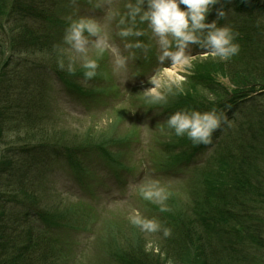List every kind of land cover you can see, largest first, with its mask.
<instances>
[{
    "label": "trees",
    "instance_id": "16d2710c",
    "mask_svg": "<svg viewBox=\"0 0 264 264\" xmlns=\"http://www.w3.org/2000/svg\"><path fill=\"white\" fill-rule=\"evenodd\" d=\"M49 2L52 7H47ZM64 2L68 3L67 0H0V42H9L11 52L9 60H1L8 49L6 45L5 52L0 48V264H77L79 260L74 240L80 228L76 213L82 215L90 209L71 205L72 209L61 212L63 201L46 195L47 190L38 183L44 182V177L37 167L30 169V157L44 156L47 152L62 155L70 160L72 169L79 175L87 173L84 182L89 186L94 175L90 173L89 155L93 148L101 151L100 146L91 148L93 138L89 135L70 138L65 130L58 131L49 113L44 85L38 87L34 82L37 87H32L27 73L20 72L21 61L12 60L16 55L25 54L40 56L43 62L65 59L61 55L67 45L63 37L75 19L62 17L59 9ZM235 13L238 19L234 21L235 42L244 44L240 59L246 62L248 56L253 59L243 66L231 65L233 68L222 63L202 69L207 75L228 79L236 87L233 96L225 93L224 100L215 107L203 104L200 110L215 109L228 119L213 132L211 143L197 144L170 164L172 168L177 167L183 177L191 175L193 170V181L197 178L198 182H204L197 184L206 188L207 197L199 198L204 208L192 204L193 199L190 203L188 199L171 196L179 201L178 209L168 206L161 215V210L155 208V215L159 212L163 218L162 226L171 230V235L163 240V258L138 245L128 249L117 246L106 258V264H168L169 259L172 264H184L182 257L187 255L184 252L190 245L198 258L197 264H219L222 258H227L225 264H249L248 257L264 258V165H261L264 164V114L240 118L228 112L235 103L242 101L247 105L245 101H249V109L256 113L259 110L257 99L264 101V4L243 3L242 10ZM262 21V29H256ZM257 54L261 56L258 60ZM34 64L36 72L43 70L39 64ZM52 65L56 75L61 77L63 69L55 63ZM183 86L186 98L192 101L196 94L191 85ZM218 92L212 89L206 94L218 98ZM206 149L218 153L210 156L215 165L209 170L216 169L209 176L201 172L211 161L206 158L198 163L195 159L197 152ZM108 162L117 167L112 169L114 176L127 185L125 174L131 168H125L120 158L111 157ZM166 177L177 178L178 174L169 169ZM207 179H210L208 185ZM216 217L222 219V226L217 224V230V226H212V218ZM118 229L117 224L112 225L106 236L117 233ZM217 236L225 244L222 250L211 243ZM225 250L229 255L222 256L221 251Z\"/></svg>",
    "mask_w": 264,
    "mask_h": 264
},
{
    "label": "rangeland",
    "instance_id": "374dc122",
    "mask_svg": "<svg viewBox=\"0 0 264 264\" xmlns=\"http://www.w3.org/2000/svg\"><path fill=\"white\" fill-rule=\"evenodd\" d=\"M67 1L68 3L64 2L62 9H59L64 19H93L102 31V33L100 31V36L107 38L108 46L102 50L95 46V37L89 38L87 58L96 60L98 65L96 75L88 78L89 80L85 78V69L82 66L84 57L75 53L69 45H65V52L62 51L61 53L65 59L58 61L53 58L54 62L51 59H46L44 60L46 62H43V58L40 56L30 57L26 54L16 55L12 60L21 61L20 72L27 73L28 81L32 83V87H37L34 82L38 87L44 85V92L46 91V96H49V113L57 130H65L70 138L89 135L91 139L93 138L90 147H98L97 145H99L101 151L93 148L89 155L90 173L94 174L93 182H88L91 184L90 187L84 182L87 173L79 175L77 171L72 169L73 166L69 159L62 155L58 156L55 152H49V154L47 152L44 156L33 155V158L30 157V169L37 167L43 175L44 182L38 183L47 190L46 195L48 197H56L57 200L63 201L64 206L60 207L61 212H64L65 209L67 211L72 209L71 205L90 209V212L83 210L82 215L80 212L76 213L77 225L80 226L78 232H75L78 235L74 238L76 250L79 253L77 264H106V258L115 252L117 246L128 249L138 245L140 249L145 248L148 253L160 255L148 249L147 245L152 243L154 246H159L162 252L163 240H165L162 232L141 231L138 226L130 223L129 217L133 212L139 211L142 217L156 219L162 225L163 218L160 213L163 215L164 211L158 212L156 216L155 208L161 210V207L167 209L168 206H174L175 209H178V200L174 201L171 196L188 199L190 203L193 199L194 203L192 204L201 208H204V205H201L202 201L199 198L207 197L206 188L197 185H202L204 182H198L197 178L193 181V170L190 171L191 175L183 177L184 174L180 170L177 171V167H170L172 162L187 150L196 148L197 144H193L186 135L176 136L174 131L167 127V118L180 110L200 111L203 104L208 107H215L216 104L224 100L226 94L231 97L236 93V87L232 86L228 79L207 75L202 72V69L214 68L215 65L219 66L222 63H228L230 66H237L238 64L243 66L253 59V56H248L247 62L240 59V55L244 54V44L241 41L235 42L237 27L234 21L238 20L235 10L240 12L243 3L264 4V0H219V3L213 6L212 11L206 17V22L215 21L217 27H229L235 34L233 42L240 46V50L229 59L217 63L218 57H213L206 49L196 44H190L185 49V53L193 57L191 67L179 64L173 66L170 59L167 58L161 63L158 60L160 48L157 39L146 23H138L137 25L145 32V35L141 37L120 38L116 35L119 30L117 27L119 16H114V13L125 12V4L128 0ZM51 5L52 3L49 2L47 7ZM181 7L185 6L181 5ZM218 9L225 12L224 17L221 18L216 15ZM262 25L263 21L256 29H262ZM135 39H139L145 47H125L127 43L134 42ZM9 44V42L8 44L0 42L1 49L5 45L8 49L1 60H9L11 55ZM150 49H153L154 56L141 73V64L145 66V56ZM61 55L59 53V56ZM260 57L259 54L255 55L257 60ZM120 59L124 60L122 66L117 63ZM142 59L144 60L142 61ZM34 62L39 64L42 67L40 69L43 70L36 72L37 67ZM53 63L59 67L62 66L64 72L61 71L63 73L61 77H58L54 72ZM209 64L212 65L209 66ZM14 65L13 63L11 66ZM31 68H34L33 71L30 70ZM165 68H171L172 71L176 69L173 77L175 75L184 76L181 83L183 91H177L174 86L168 90L167 78L163 76V69ZM199 68L200 70H198ZM109 76L111 80L108 78ZM153 77L161 79V91L166 96V103H150L144 97L143 92L153 87L150 83ZM112 82L119 85V92L116 93L113 90L110 85ZM187 83L191 85V90L196 94H193L196 97H192V101L185 95L186 90L183 85ZM212 89L219 91L218 98H211L212 96L206 94ZM96 98H100L102 103L98 105L95 101ZM245 102H248L247 105H244L242 101L235 103L228 108V112L236 113L240 118L244 116L254 118L257 114H264V101L262 99H257L256 104L259 110L256 113L249 109V101ZM226 119L228 118L226 117ZM135 131V136H139L137 138L134 136ZM119 143L123 144L118 145ZM73 147L76 148L77 146H71V148ZM217 154L216 150L210 149L197 152L195 159L198 163L206 160V158L211 161L209 166L203 167L204 170L201 173L205 176H209L216 169L209 170L211 165H215L210 156ZM111 157L112 159H122L124 167L131 168V171H126L128 174H125L127 186L121 184L122 180L115 178L113 170L117 167L116 165L113 167L108 162ZM169 169H174L178 177H166V172ZM209 182L210 179H207L206 185ZM152 185L163 189V194L166 196L165 200L161 202L155 197L152 199L144 198L143 192ZM73 195H75L74 198ZM51 197L50 199H52ZM212 219V226H217V224L222 226V219L219 217ZM116 224L119 226L117 233H109L110 235L106 236L109 228ZM217 229L218 226L215 230ZM218 233L220 234L222 231L218 230ZM211 243L220 247L221 250L225 245L219 236L214 239V242L211 240ZM191 248L190 245L184 252L187 254L182 257L184 264H197L198 258ZM221 253L222 256L229 255L227 250L221 251ZM222 259L219 264L228 262L227 258ZM247 259L249 264H264L262 257H257L256 260L251 257Z\"/></svg>",
    "mask_w": 264,
    "mask_h": 264
},
{
    "label": "clouds",
    "instance_id": "9594fccd",
    "mask_svg": "<svg viewBox=\"0 0 264 264\" xmlns=\"http://www.w3.org/2000/svg\"><path fill=\"white\" fill-rule=\"evenodd\" d=\"M217 3L219 0H135V2L128 0L125 4V12L114 13V16H119L117 21L119 30L116 35L120 38L141 37L145 35V32L137 25L146 23L157 39L160 48L158 60L161 63L167 58L170 59L173 66L179 64L191 67L193 57L185 53V49L190 44H196L206 49L213 57L225 61L236 55L240 46L233 42L235 34L229 27H217L215 21L206 22V17ZM181 5L185 7L182 8ZM216 15L222 18L225 12L218 9ZM100 31L97 22L90 18L74 20L65 30L64 43L69 45L75 53L84 57L82 66L85 69V78L94 77L98 67L96 60L87 58L89 38L95 37V46L101 50L108 46L107 38H102ZM125 47L143 48L145 45L139 39H135L134 42L127 43ZM117 63L122 66L124 60L120 59ZM163 76L167 78L168 90L174 86L177 91H183L181 83L184 76L175 75L173 77L171 68L163 69ZM150 83L153 87L143 92L146 100L150 103H166V96L161 91V79L153 77ZM225 120L226 117L222 113H217L215 109L206 112L180 110L170 115L166 124L176 136L186 135L193 144L207 145L211 143L213 132L220 128L221 123ZM143 196L145 199L155 197L161 202L166 199L163 189L156 185L145 190ZM166 210L161 207V211ZM129 220L141 231L148 233L161 231L163 237L171 235L169 228L162 226L156 219L142 217L139 211H134ZM147 248L159 253L163 258L164 254L160 251L159 246L149 243ZM168 264H172L171 259Z\"/></svg>",
    "mask_w": 264,
    "mask_h": 264
},
{
    "label": "bare ground",
    "instance_id": "6f19581e",
    "mask_svg": "<svg viewBox=\"0 0 264 264\" xmlns=\"http://www.w3.org/2000/svg\"><path fill=\"white\" fill-rule=\"evenodd\" d=\"M175 70H176V69H175ZM175 70H173L172 73H174Z\"/></svg>",
    "mask_w": 264,
    "mask_h": 264
}]
</instances>
